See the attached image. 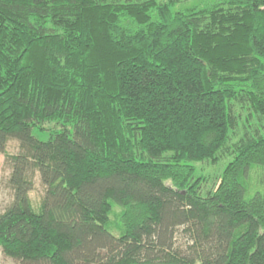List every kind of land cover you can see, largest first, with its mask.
I'll list each match as a JSON object with an SVG mask.
<instances>
[{"label":"trees","instance_id":"16d2710c","mask_svg":"<svg viewBox=\"0 0 264 264\" xmlns=\"http://www.w3.org/2000/svg\"><path fill=\"white\" fill-rule=\"evenodd\" d=\"M185 1L0 0L6 257L264 264V0Z\"/></svg>","mask_w":264,"mask_h":264},{"label":"rangeland","instance_id":"374dc122","mask_svg":"<svg viewBox=\"0 0 264 264\" xmlns=\"http://www.w3.org/2000/svg\"><path fill=\"white\" fill-rule=\"evenodd\" d=\"M159 1H165V0H159ZM201 1H209V0H201ZM194 2H195V0H188V1L182 2L181 6H186V5L192 4ZM178 7H180V6H177L176 8H178ZM33 135L37 139H39L43 142H46L49 140L50 133L49 132H40L39 130L35 129L33 131ZM18 150H19V142L17 140H11L8 143V146L6 149L7 153L8 154H17ZM4 162H5V156H4V154H0V183H1L3 176H6V174H7ZM197 168L200 170V172H202L203 168H204L203 173L210 174V175L216 174L221 170L220 166H208L207 167L205 165H197ZM208 186H210V185H208ZM44 195H45V188L42 185L40 178L37 177L35 180L34 190L31 192V199H32L35 207L39 206ZM10 200H11V196H10L9 191H7L4 188V186L3 187L0 186V213L9 204ZM0 264H20V263L17 261H14L11 258L6 257L3 254L2 249L0 248Z\"/></svg>","mask_w":264,"mask_h":264}]
</instances>
